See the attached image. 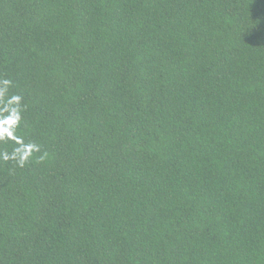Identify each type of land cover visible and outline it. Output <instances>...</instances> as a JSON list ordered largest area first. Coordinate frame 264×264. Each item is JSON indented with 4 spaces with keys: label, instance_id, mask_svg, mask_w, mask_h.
<instances>
[{
    "label": "trees",
    "instance_id": "obj_1",
    "mask_svg": "<svg viewBox=\"0 0 264 264\" xmlns=\"http://www.w3.org/2000/svg\"><path fill=\"white\" fill-rule=\"evenodd\" d=\"M0 264H264V0H0Z\"/></svg>",
    "mask_w": 264,
    "mask_h": 264
}]
</instances>
